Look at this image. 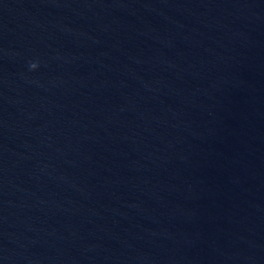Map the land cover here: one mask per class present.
<instances>
[{
  "label": "water",
  "instance_id": "obj_1",
  "mask_svg": "<svg viewBox=\"0 0 264 264\" xmlns=\"http://www.w3.org/2000/svg\"><path fill=\"white\" fill-rule=\"evenodd\" d=\"M0 264H264V0H0Z\"/></svg>",
  "mask_w": 264,
  "mask_h": 264
},
{
  "label": "clouds",
  "instance_id": "obj_2",
  "mask_svg": "<svg viewBox=\"0 0 264 264\" xmlns=\"http://www.w3.org/2000/svg\"><path fill=\"white\" fill-rule=\"evenodd\" d=\"M31 67L35 68V67H36V65H35V64H33Z\"/></svg>",
  "mask_w": 264,
  "mask_h": 264
}]
</instances>
